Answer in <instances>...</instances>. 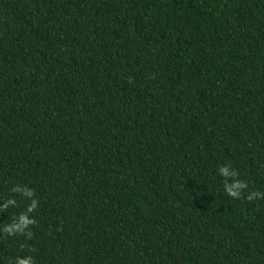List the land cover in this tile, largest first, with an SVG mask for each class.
<instances>
[{"label":"trees","instance_id":"1","mask_svg":"<svg viewBox=\"0 0 264 264\" xmlns=\"http://www.w3.org/2000/svg\"><path fill=\"white\" fill-rule=\"evenodd\" d=\"M28 258L264 264V0H0V264Z\"/></svg>","mask_w":264,"mask_h":264},{"label":"clouds","instance_id":"2","mask_svg":"<svg viewBox=\"0 0 264 264\" xmlns=\"http://www.w3.org/2000/svg\"><path fill=\"white\" fill-rule=\"evenodd\" d=\"M220 172L225 178H228L230 176L235 175V173L231 172L229 170V168H227V167H222L220 169ZM245 187H247V185L242 181H237L235 183L229 184V183H227V179H226L225 191L229 196H231L233 198H239V195H240L239 190H241ZM16 191H19V189H16ZM26 195L31 196V195H33V193L29 191V192H26ZM261 195H262L261 193H253V194L248 196V200L251 201V200L255 199L257 196H261ZM9 202L14 203V201H9ZM5 207H6V205H5ZM35 207H36V202L33 201L32 205L29 207L28 211L31 212ZM21 221H22V224L25 228H28L29 225H32L35 223V221L32 219H29L27 215H21ZM6 232L8 234H15L16 232H23V231L20 228H17L15 231H13V229L11 227H9L6 229ZM28 235L30 236L31 233H28ZM17 264H32V259L31 258L23 259V260L18 259Z\"/></svg>","mask_w":264,"mask_h":264}]
</instances>
